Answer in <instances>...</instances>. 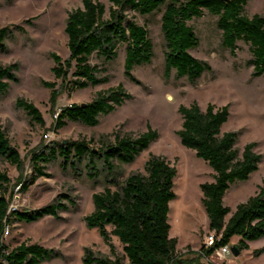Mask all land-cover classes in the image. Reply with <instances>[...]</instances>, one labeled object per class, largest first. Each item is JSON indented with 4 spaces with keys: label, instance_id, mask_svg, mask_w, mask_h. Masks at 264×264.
<instances>
[{
    "label": "rangeland",
    "instance_id": "rangeland-1",
    "mask_svg": "<svg viewBox=\"0 0 264 264\" xmlns=\"http://www.w3.org/2000/svg\"><path fill=\"white\" fill-rule=\"evenodd\" d=\"M96 1L104 3L109 11L108 0ZM82 7L81 0H0V29L24 28L23 32L16 31L13 38L5 41V52L0 51V66L18 65L17 80L11 81L8 95L0 101V125L25 159L24 179L30 181L35 174L31 154L42 143L56 146L66 141H85L92 148L100 149L115 143L116 136L137 138L149 130L156 131L157 140L134 163L122 165L115 161L123 172L121 181L134 173H145L146 163L152 156L163 157L175 166L178 175L174 186L176 198L169 214L170 236L177 238L180 254L192 248L201 250L206 236L211 233L202 204L201 185L213 182L215 172L196 156L195 151L181 144L178 132L182 129L183 118L179 108L195 103L203 110L209 104L228 106L230 116L222 133L237 134L236 147L240 153L248 144L257 145L255 151L262 155L258 171L246 181L235 182L224 197L225 206L235 212L238 205L257 193L264 180V74L257 75L250 64L253 56L245 42L238 43L235 54L223 47L217 18L205 12L189 21V25L200 40L192 54L206 62L210 69L195 85L186 78L176 79L174 72L166 77L162 12L142 16L128 11V19L145 26L149 32L154 46L151 63L128 71L126 45L122 44L114 61L106 63L96 56L91 60L93 65L107 69L101 76H108V82L72 91L62 90V82L54 73L58 63L55 56H59L62 63L70 59L67 20L70 12ZM246 12L249 17L264 16V0H249ZM46 83L54 85L46 86ZM119 86L131 98L110 114L102 115L97 126L69 122L55 130L56 117L62 109L74 104H89L99 93ZM54 91H58V95L52 100ZM18 99L33 103L41 111L45 125L17 109ZM61 163L59 158L53 163L41 164L48 175L37 179L26 193L21 192L20 186L14 189L11 205L20 211L55 204L56 212L36 221L21 217V221L12 225L6 244L11 249L24 242L40 244L57 254L40 264H85L86 249L112 259L119 257L123 264H130L116 237L112 236L107 242L99 229L90 228L86 223V217L94 212V195L107 187L103 176L99 180L88 177L86 162L81 168L83 173L79 172L78 176L72 167L63 169ZM0 169L8 173L14 185L20 176L16 167L0 158ZM111 188L115 190V187ZM60 202L67 209L59 207ZM240 240L241 236H233L229 247H237ZM111 245L115 246V252L111 251ZM258 251L261 253L256 255ZM212 256V264H264V238L251 242L249 249L242 250L239 256H227L226 261L218 259L216 251Z\"/></svg>",
    "mask_w": 264,
    "mask_h": 264
},
{
    "label": "trees",
    "instance_id": "trees-1",
    "mask_svg": "<svg viewBox=\"0 0 264 264\" xmlns=\"http://www.w3.org/2000/svg\"><path fill=\"white\" fill-rule=\"evenodd\" d=\"M83 7L69 13L66 34L70 59L62 63L59 56L54 73L62 82V90L96 86L109 81L105 67L93 65L94 56L106 63L118 57V49L126 45V68L151 63L154 46L145 26L129 20L127 12L142 16L162 12L161 28L166 42L165 76L175 73L176 79L186 78L197 84L209 65L196 58L192 50L200 40L189 21L201 17L205 12L217 18L218 29L222 32V45L235 54L240 41L250 46L253 56L250 64L257 75L264 74V16L249 17L246 9L249 0H108L109 11L104 3L96 0H81ZM22 26L0 29V51H6L5 41L13 38L15 32H23ZM18 65L0 66V101L8 95L11 81L17 80ZM53 86L54 84H45ZM58 95L54 91L52 100ZM122 86L99 93L85 107L74 104L66 107L56 117L55 130L69 122L95 127L100 117L113 112L117 106L130 99ZM16 108L24 110L35 122L45 125L41 111L31 102L18 99ZM182 129L178 132L181 144L196 152V156L209 164L215 172L214 181L201 185L202 204L209 220V229L216 232L215 245L200 250L199 257L185 260L178 252V240L171 238L169 223L170 205L176 198L174 192L177 168L163 157L152 156L145 166V173H134L121 181L123 172L115 161L122 165L132 164L138 156L157 140L158 133L149 130L137 138L116 136L115 143L100 149L92 148L85 141H72L56 146L39 145L31 154L34 168L30 181L24 179L25 159L12 145L6 130L0 125V158L15 166L19 172L16 183L7 172L0 169V252L8 264H40L57 255L40 244L21 243L11 249L2 238L6 223L13 225L21 221H36L46 214L56 212L51 204L33 211H16L8 214L15 197L14 189L20 186L22 193L46 176L44 166L61 159V167H72L76 175L85 168L88 177L99 180L103 176L106 189L93 197L94 212L86 217L87 226L99 229L107 242L116 237L123 246L124 256L130 264H212L201 262L213 253L230 244L233 236H241L240 252L249 249V242L264 238V180L257 193L245 203L237 206L235 212L225 206L224 197L237 181L248 180L258 171L262 155L255 151L256 144H248L242 153L237 149V134L222 133L229 120V107L209 104L203 110L198 104L181 106ZM57 114V113H56ZM111 187H115L113 190ZM67 197V196H66ZM69 197V196H68ZM59 207L65 204L58 203ZM232 214V215H231ZM231 217L227 220V218ZM6 219V222H5ZM108 228H111L109 231ZM7 253H3V252ZM115 252V246L111 245ZM261 253V251L256 252ZM85 264H123L122 259L97 255L86 249Z\"/></svg>",
    "mask_w": 264,
    "mask_h": 264
},
{
    "label": "built area",
    "instance_id": "built-area-1",
    "mask_svg": "<svg viewBox=\"0 0 264 264\" xmlns=\"http://www.w3.org/2000/svg\"><path fill=\"white\" fill-rule=\"evenodd\" d=\"M18 210L19 209L17 207H15V206L10 204L8 214H10L11 212H16ZM5 222H6V219H5ZM11 231H12V226L6 223L4 234H3V238H2L3 243L6 244V240L10 236ZM220 239H221V236L217 237L216 232H211L210 234H208L206 236V239H205V242H204V246H203L204 249L208 250V249L212 248L215 245L216 241L220 240ZM216 252H217V258L220 259L221 261H226L227 260V256L233 255L232 249L229 247V245L217 249ZM3 253H7V252L4 251ZM212 257L213 256H211L210 258H206V257L205 258L208 260V262L212 263L210 261V259ZM0 264H8L7 261L2 257V253L1 252H0Z\"/></svg>",
    "mask_w": 264,
    "mask_h": 264
},
{
    "label": "crops",
    "instance_id": "crops-1",
    "mask_svg": "<svg viewBox=\"0 0 264 264\" xmlns=\"http://www.w3.org/2000/svg\"><path fill=\"white\" fill-rule=\"evenodd\" d=\"M175 239H177V238H175ZM250 243L251 242H249V245H250ZM199 252H200V250L192 248V249H189L186 253L181 254V255H183V258L185 260H192V259L200 258L199 254H198ZM201 262L208 263V260L206 258H201Z\"/></svg>",
    "mask_w": 264,
    "mask_h": 264
},
{
    "label": "water",
    "instance_id": "water-1",
    "mask_svg": "<svg viewBox=\"0 0 264 264\" xmlns=\"http://www.w3.org/2000/svg\"><path fill=\"white\" fill-rule=\"evenodd\" d=\"M82 106L85 107L86 104H82ZM64 144H68V142L66 141V142H64ZM232 252H233L234 256H239V254H240V251L236 247L232 248Z\"/></svg>",
    "mask_w": 264,
    "mask_h": 264
},
{
    "label": "bare ground",
    "instance_id": "bare-ground-1",
    "mask_svg": "<svg viewBox=\"0 0 264 264\" xmlns=\"http://www.w3.org/2000/svg\"><path fill=\"white\" fill-rule=\"evenodd\" d=\"M170 208H171V205H170Z\"/></svg>",
    "mask_w": 264,
    "mask_h": 264
}]
</instances>
